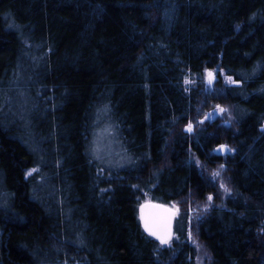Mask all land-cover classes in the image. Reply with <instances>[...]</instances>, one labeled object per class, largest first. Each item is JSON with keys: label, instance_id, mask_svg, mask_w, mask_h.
Masks as SVG:
<instances>
[{"label": "trees", "instance_id": "trees-1", "mask_svg": "<svg viewBox=\"0 0 264 264\" xmlns=\"http://www.w3.org/2000/svg\"><path fill=\"white\" fill-rule=\"evenodd\" d=\"M263 127L264 0H0V264H264Z\"/></svg>", "mask_w": 264, "mask_h": 264}, {"label": "rangeland", "instance_id": "rangeland-1", "mask_svg": "<svg viewBox=\"0 0 264 264\" xmlns=\"http://www.w3.org/2000/svg\"><path fill=\"white\" fill-rule=\"evenodd\" d=\"M214 79H215V76H214ZM213 81L214 80H212V82ZM225 82H228V84H230L229 80H225ZM221 111L222 110L213 111L212 113H208L206 117L207 119H210L213 121L217 117H219L218 115H221ZM99 125L102 127L105 134L100 133V128H97L94 131V134L91 138V145H90L91 147L89 148V151H91V153L93 154V156L91 155V158H93V160L99 165L100 169L102 171H116V170H120L122 168H126L132 165L133 163L132 159L122 149V145L118 137V134L116 132V129L115 130L112 129L110 123L105 118L100 119ZM263 130H264V127H263ZM227 151L228 149L226 148V150L222 152L221 154L225 155ZM216 152L219 153L218 150H216ZM218 168L222 170V169H225V166L223 164H220ZM228 195H229L228 192L225 193V196H228ZM146 200H149V198H146ZM211 207H212L211 200H209V204L207 205V207L205 206L202 209V211L204 210L206 211L207 209ZM189 222L192 225V216H189L188 223ZM193 228L194 227H190L189 224L186 227L187 239H188L187 242H189L190 245L196 248L199 255H202L203 247L201 243L196 239V236L193 234L192 232L194 231ZM201 257H200L201 259L206 258L205 256H201ZM199 263L204 264V262L201 260Z\"/></svg>", "mask_w": 264, "mask_h": 264}, {"label": "water", "instance_id": "water-1", "mask_svg": "<svg viewBox=\"0 0 264 264\" xmlns=\"http://www.w3.org/2000/svg\"><path fill=\"white\" fill-rule=\"evenodd\" d=\"M212 74V73H211ZM214 75L210 76L213 79ZM227 147L219 148L218 152L222 153ZM178 210L172 209L160 203L146 202L139 209V218L145 230V221L153 228L159 235L164 236L166 240L170 239L173 233V224L177 216ZM146 231V230H145ZM146 233L149 234L148 231ZM154 236V235H151ZM157 238V236H154ZM158 239V238H157ZM160 240V239H159Z\"/></svg>", "mask_w": 264, "mask_h": 264}, {"label": "snow or ice", "instance_id": "snow-or-ice-1", "mask_svg": "<svg viewBox=\"0 0 264 264\" xmlns=\"http://www.w3.org/2000/svg\"><path fill=\"white\" fill-rule=\"evenodd\" d=\"M211 75L212 74L209 73V76H211ZM189 130H190V128H189ZM221 147L224 148L225 146H221ZM33 171H35V170H33ZM30 174L31 173H29V175ZM145 230L148 231L150 235L157 236V238L160 239V241H161L162 244L167 242V240L165 239V237L159 235L156 231H154L153 228L149 226V224L147 223V221H145Z\"/></svg>", "mask_w": 264, "mask_h": 264}, {"label": "flooded vegetation", "instance_id": "flooded-vegetation-1", "mask_svg": "<svg viewBox=\"0 0 264 264\" xmlns=\"http://www.w3.org/2000/svg\"><path fill=\"white\" fill-rule=\"evenodd\" d=\"M218 149H219V148H218ZM218 149H217V150H218ZM144 203H145V201H144L143 203H141L140 207H141ZM140 207H139V209H140ZM175 219H176V218H175ZM173 229H174V228H173ZM149 235H150V234H149ZM173 235H174V230H173V233H172L170 239H168L167 242H166V243H163V244H167V243H169V242L171 241V239L173 238ZM150 236H151V235H150ZM151 237L157 239V238L154 237V236H151ZM157 241H158L159 243H161V241H160L159 239H157ZM161 244H162V243H161Z\"/></svg>", "mask_w": 264, "mask_h": 264}]
</instances>
